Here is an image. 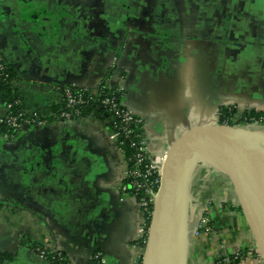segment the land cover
Wrapping results in <instances>:
<instances>
[{
    "label": "crops",
    "instance_id": "1",
    "mask_svg": "<svg viewBox=\"0 0 264 264\" xmlns=\"http://www.w3.org/2000/svg\"><path fill=\"white\" fill-rule=\"evenodd\" d=\"M0 55L28 111H56L64 87L104 76L123 87L150 154L226 107L264 147V123L243 120L264 113V0H0ZM108 135L89 115L0 136V264H44L28 243L68 264L140 263L143 220ZM187 264H264L230 182L207 165L189 179Z\"/></svg>",
    "mask_w": 264,
    "mask_h": 264
},
{
    "label": "water",
    "instance_id": "2",
    "mask_svg": "<svg viewBox=\"0 0 264 264\" xmlns=\"http://www.w3.org/2000/svg\"><path fill=\"white\" fill-rule=\"evenodd\" d=\"M198 165L228 179L264 260V147L252 132L210 123L186 129L166 150L140 264H187L188 185Z\"/></svg>",
    "mask_w": 264,
    "mask_h": 264
},
{
    "label": "built area",
    "instance_id": "3",
    "mask_svg": "<svg viewBox=\"0 0 264 264\" xmlns=\"http://www.w3.org/2000/svg\"><path fill=\"white\" fill-rule=\"evenodd\" d=\"M7 68V63L0 55L1 76L6 77ZM103 85L109 89L112 88L113 92L106 97H102L97 107L104 109L106 113L109 114L107 120L109 125L108 140L115 145L117 150L120 151L125 158L127 168L122 177L120 190L126 192L127 188L130 186L136 193L134 198L138 203L141 219L143 220L141 226H139L136 240L139 245L141 244V246H143L141 247L143 253L148 224L152 213L153 200L161 179L166 151L157 154L148 153L146 140L142 133L143 120L121 104V98L124 93L123 87H111L104 76L101 78L98 87L95 90L89 91L90 94L99 97V90ZM85 92L88 91L73 87H64L61 90V99L64 104L58 114H53V121L62 124L76 119L79 114L78 107L88 103L89 98L84 96ZM20 106H22V103L18 99L10 103H5L0 98V136L2 138L11 141L24 127L29 125L44 127L51 122L48 121L46 117L38 115L34 110L28 111L24 109L18 112L13 110ZM249 122L264 123V120L260 118L259 120H250ZM213 124L240 128L243 123L234 121L231 124L229 119H223L221 121L216 119ZM2 126L6 127L4 134L1 133ZM11 130L15 132L14 135L10 134ZM123 140L128 141L129 149L132 151L129 158L125 156ZM129 163H132L131 166ZM136 195L140 196L138 197ZM34 253L44 264H52V260L54 259L53 257L50 258L52 253H54V255L56 254V259L58 261L66 260L65 257L61 256V252L35 249ZM97 258H99L100 262L104 261L100 255H98ZM236 260H238V255L233 257V261ZM223 263H229V261L225 259Z\"/></svg>",
    "mask_w": 264,
    "mask_h": 264
},
{
    "label": "trees",
    "instance_id": "4",
    "mask_svg": "<svg viewBox=\"0 0 264 264\" xmlns=\"http://www.w3.org/2000/svg\"><path fill=\"white\" fill-rule=\"evenodd\" d=\"M10 82H11V69L7 68V71H6V77L4 76H1L0 75V98L3 102L5 103H10V102H13L14 100L18 99L21 101L22 103V100L21 98L16 94V92L11 88L10 86ZM113 92V89H109L108 87H106L105 85H103L100 90H99V93H100V96H95V95H91L90 92H85L84 93V96L86 98H89L88 99V103L84 106H80L78 107V110H79V114L78 116L76 117L77 118H80V117H85V116H89V115H100L103 119H106L108 120L109 118V114L106 113V111L104 109H100L98 108V102L99 100L102 98V97H106L107 95H110L112 94ZM63 102L61 103V107L56 110V111H52V110H47V109H40V108H36L34 109V111L38 114V115H41L43 117H46V119L48 121H53L54 118H53V114H58L59 111L62 109L63 107ZM25 107L23 106H20V107H16L15 109H13L14 111H20V110H24ZM52 111V112H51ZM236 112L233 108H221L218 112V120H223V119H229V121H231V124L234 122L233 120L236 118ZM260 118H263L264 120V113H252V112H249V113H245L243 115V120H245L246 122L250 121V120H259ZM6 131V127L5 126H2L1 127V133H5ZM11 135L15 134V132L13 130L10 131ZM123 149H124V152H125V156L126 158H129L130 155L132 154V151L129 149V146H128V141L127 140H123ZM132 163H129V165L131 166ZM127 184V183H126ZM126 193L132 195V196H135V191L129 186V188H127L126 190ZM136 196H140V195H136ZM148 221V220H147ZM28 246L31 248V249H39V250H43L31 243H28ZM140 247H143L141 246L140 244ZM62 257H65L63 253H61ZM53 257L54 259L52 260V264H68V262L66 260H62V261H58L56 259V254L54 255V253H52V255H50V258ZM5 256L0 254V261H3L5 260ZM93 264V263H92ZM94 264H96L94 262ZM140 264V263H139Z\"/></svg>",
    "mask_w": 264,
    "mask_h": 264
}]
</instances>
